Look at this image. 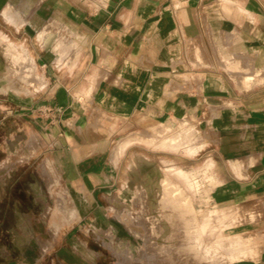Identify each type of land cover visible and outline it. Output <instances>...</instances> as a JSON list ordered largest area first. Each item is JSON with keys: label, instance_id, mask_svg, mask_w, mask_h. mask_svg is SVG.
Listing matches in <instances>:
<instances>
[{"label": "rangeland", "instance_id": "374dc122", "mask_svg": "<svg viewBox=\"0 0 264 264\" xmlns=\"http://www.w3.org/2000/svg\"><path fill=\"white\" fill-rule=\"evenodd\" d=\"M96 2L0 0V264H237L255 259L257 231L248 228L254 225L252 215L245 218L235 204L227 208L217 199L209 202V191L218 186L211 164L185 159L210 143V133L218 143L221 107L205 106L207 111L202 108L195 116L187 106L183 118L160 111L165 121L159 130L137 129L138 145L124 159L119 181L99 191L62 178L36 117L14 115V97L41 79L24 59L36 47L35 34L43 47L74 52L71 33L60 28L49 6L93 10ZM226 4L199 0L196 17L204 26L195 46L197 51L206 47L218 66L221 52L228 51L226 65L250 70L255 57L245 52L238 58L239 34L221 26L240 20L242 12ZM121 132L127 134L128 128ZM152 147L160 151L159 159L140 155L152 156ZM175 168L186 172L190 186L173 175ZM243 243L249 248L239 251Z\"/></svg>", "mask_w": 264, "mask_h": 264}, {"label": "crops", "instance_id": "0c3cea01", "mask_svg": "<svg viewBox=\"0 0 264 264\" xmlns=\"http://www.w3.org/2000/svg\"><path fill=\"white\" fill-rule=\"evenodd\" d=\"M223 1L242 12L240 20L221 26L239 34L238 58L245 52L255 57L250 70L226 65L228 51L221 52L219 66L206 47L197 51L204 26L196 17L199 0H98L93 10L51 4L60 28L72 35L74 52L43 47L35 34L36 47L24 59L41 79L14 97V115L36 117L62 178L99 191L119 181L124 159L138 145L137 129L159 130L165 121L160 111L181 118L187 106L195 116L205 106L221 107L218 143L210 133V143L185 159L211 164L218 186L209 202L235 204L254 219L248 228L257 231L258 254L236 263L264 264V0ZM188 85L189 92L183 90ZM124 139L130 142L117 154ZM159 153L152 147V156L140 155L154 160Z\"/></svg>", "mask_w": 264, "mask_h": 264}, {"label": "bare ground", "instance_id": "6f19581e", "mask_svg": "<svg viewBox=\"0 0 264 264\" xmlns=\"http://www.w3.org/2000/svg\"><path fill=\"white\" fill-rule=\"evenodd\" d=\"M26 61V63L28 62L29 63V61H27V60H25ZM23 64H24V62H23ZM23 64H22V66H23ZM29 65V64H28ZM27 65V66H28ZM26 66V67H27ZM24 67V66H23ZM22 68V67H21ZM22 70V69H21ZM24 72V71H23ZM22 72V73H23ZM142 136V135H141ZM145 136V135H144ZM148 136V135H147ZM160 136V135H159ZM143 137V136H142ZM141 137V138H142ZM150 137V136H149ZM131 138V137H130ZM134 138V137H133ZM136 138V137H135ZM138 139H139V137H138ZM147 139V138H146ZM145 139V140H146ZM149 139V138H148ZM163 140H165V141H172V138H169V139H165V138H162ZM133 140V139H132ZM147 141V140H146ZM150 141V140H149ZM31 142V141H30ZM130 142V140L129 139H124V140H122V141H120V142H118V144H117V146H116V149H115V151L117 152V154H120L121 153V150L125 147V145L126 144H128ZM30 145V144H29ZM199 147V146H198ZM195 150H198V149H195ZM194 150V151H195ZM4 165V164H3ZM2 166V165H1ZM4 167V166H3ZM41 173V172H40ZM172 173H173V175H175L176 177H178V178H180V179H182V180H184L185 182H187V184H188V186H190V181L188 180V177H187V174H186V172L185 171H182V170H180V169H172ZM167 183V182H166ZM165 184V183H164ZM172 188V187H171Z\"/></svg>", "mask_w": 264, "mask_h": 264}]
</instances>
